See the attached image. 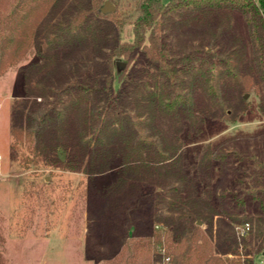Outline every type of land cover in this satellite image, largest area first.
Instances as JSON below:
<instances>
[{
  "label": "trees",
  "instance_id": "trees-1",
  "mask_svg": "<svg viewBox=\"0 0 264 264\" xmlns=\"http://www.w3.org/2000/svg\"><path fill=\"white\" fill-rule=\"evenodd\" d=\"M108 1L115 12H101L105 0H0V74L33 47L42 57L25 81L27 97L42 101L15 109L14 137L34 143L36 153L60 149L72 164L86 162L91 177L119 161L118 181L99 196L104 210L125 219L112 264H156L160 248L171 264H255L229 251L245 243L233 228L213 242L218 213L196 195L179 135L197 111L233 115L236 98L244 101L252 89L264 107V0ZM239 15L244 31L233 27ZM126 26L130 40L121 36ZM171 28L184 29L187 39L175 40ZM75 51L82 57L67 61ZM118 60L124 65L116 75ZM36 72L43 75L28 86ZM203 158L221 171L228 165L223 152ZM234 158L247 164V193L237 208L253 209L234 221L250 225L264 256V158ZM143 200L155 213L151 227L141 220L135 227V210L124 213Z\"/></svg>",
  "mask_w": 264,
  "mask_h": 264
},
{
  "label": "rangeland",
  "instance_id": "rangeland-1",
  "mask_svg": "<svg viewBox=\"0 0 264 264\" xmlns=\"http://www.w3.org/2000/svg\"><path fill=\"white\" fill-rule=\"evenodd\" d=\"M169 1L162 0L163 4ZM233 27L244 31L245 18L237 16ZM170 35L177 41L187 39L184 29L171 28ZM121 36L130 40L131 26L124 27ZM80 53L68 54L67 61L78 60ZM41 61L33 47L19 63L0 74V264H112L121 249L125 219L111 209L104 210L99 196L118 181L119 161L109 172L91 177L86 162L72 164L60 149L36 153L34 143L19 142L13 135L15 109L24 102L42 101L33 95L27 97L25 89L27 71ZM123 65L117 61L116 75ZM58 67L61 72L62 66ZM42 75H31L28 86ZM260 102L252 89L244 101L236 98L238 111L231 116L226 110H219L215 118L202 117L197 111L193 122L184 121L179 135L184 167L196 195L209 199L218 213L213 242L220 232L233 228L239 242L245 237V243L229 251H236L234 259L248 257L255 264L264 259L259 254L262 250L251 231L239 234L244 225L234 221L235 217L251 216L253 211L250 205L246 212L237 208V200L246 196L248 181L244 179L247 164H239L234 155H241L249 163L264 158V107L260 108ZM208 150L226 155L225 171L214 160L206 166L203 156ZM131 205L124 213L137 212L133 215L135 227L140 220L149 227L156 223L149 200Z\"/></svg>",
  "mask_w": 264,
  "mask_h": 264
},
{
  "label": "built area",
  "instance_id": "built-area-1",
  "mask_svg": "<svg viewBox=\"0 0 264 264\" xmlns=\"http://www.w3.org/2000/svg\"><path fill=\"white\" fill-rule=\"evenodd\" d=\"M243 229L239 232L241 236L246 235L250 231V225L246 224ZM162 254V259L161 261L157 262L156 264H171V259L170 257L166 256L165 251H161ZM260 264H264V259L261 260Z\"/></svg>",
  "mask_w": 264,
  "mask_h": 264
},
{
  "label": "water",
  "instance_id": "water-1",
  "mask_svg": "<svg viewBox=\"0 0 264 264\" xmlns=\"http://www.w3.org/2000/svg\"><path fill=\"white\" fill-rule=\"evenodd\" d=\"M115 10H116L115 6L112 5V3L110 1H106L101 8V12L105 13V14L113 13V12H115ZM199 224H201V223H199Z\"/></svg>",
  "mask_w": 264,
  "mask_h": 264
}]
</instances>
